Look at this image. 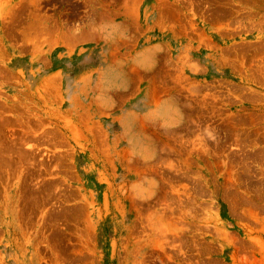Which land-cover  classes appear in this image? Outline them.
<instances>
[{
  "label": "rangeland",
  "instance_id": "1",
  "mask_svg": "<svg viewBox=\"0 0 264 264\" xmlns=\"http://www.w3.org/2000/svg\"><path fill=\"white\" fill-rule=\"evenodd\" d=\"M0 264H264V0H0Z\"/></svg>",
  "mask_w": 264,
  "mask_h": 264
},
{
  "label": "crops",
  "instance_id": "2",
  "mask_svg": "<svg viewBox=\"0 0 264 264\" xmlns=\"http://www.w3.org/2000/svg\"><path fill=\"white\" fill-rule=\"evenodd\" d=\"M98 29L91 30L93 31L92 34L95 33L96 36L97 34L101 35L102 33L95 31ZM102 31L103 36L105 37H109L110 35H112L111 33H109L111 31L110 27L103 28ZM75 35L79 37V35ZM79 40L80 38H78L74 43L73 51H66L65 56H68L73 52L88 53L93 50L99 53L100 62L97 66L93 67V72H96V77L93 79L92 84V101L95 102L97 107L94 110L93 116L97 119L96 124H99V126L101 127L100 129L106 132L111 140H117L124 131L121 118L126 117L127 115L120 110H112L111 107L114 106L117 101V94L119 92H125V90L127 89V84L118 86V84H116V81H114L112 78V62L111 60L107 61L105 58V54L110 53L111 51L110 49H108V47L110 46L109 41L101 39L94 40L91 41L93 43L86 45L84 44V46ZM162 41H159V45L161 46H167L169 44L171 48L178 47L176 45V42L167 39ZM80 48H82L83 51H80ZM121 82L124 83V81ZM80 86L81 84L78 87ZM117 126H120L121 130L117 131Z\"/></svg>",
  "mask_w": 264,
  "mask_h": 264
}]
</instances>
